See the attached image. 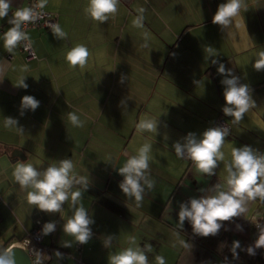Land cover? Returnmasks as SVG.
<instances>
[{
    "label": "crops",
    "instance_id": "0c3cea01",
    "mask_svg": "<svg viewBox=\"0 0 264 264\" xmlns=\"http://www.w3.org/2000/svg\"><path fill=\"white\" fill-rule=\"evenodd\" d=\"M8 2L0 37L13 27L16 11L28 6V0ZM38 2L66 35L56 34L54 27L27 29L34 54L29 60L18 43L12 49L0 44V246L14 238L5 250L21 247L38 223L52 264H108L109 256L128 247L143 249L145 243L152 245L151 252L145 250L149 264H156V256H163L166 264L219 263L213 251L182 232L187 220L180 227L178 213L180 203L228 190L226 165L232 162L233 147L248 145L264 155V70L253 67L264 52V7L260 15L257 0H242L239 15L221 31L212 18L225 0H118L117 11L103 23L88 15L89 0ZM185 3L210 8H203L210 13L196 27L204 28L199 33L203 39L188 29L193 19L181 14L177 19ZM78 45L89 56L85 64L71 65L66 55ZM208 46L217 50L212 57L205 51ZM244 51L252 53L247 65L241 59ZM214 59L239 77L237 86L249 85L255 105L238 122L222 114L225 77L217 73ZM22 78L26 89L17 87ZM24 96L40 101L35 112L21 115ZM73 112L82 126L69 121ZM6 117L18 120V128L7 127ZM217 117L227 123L229 135L221 148L224 159L217 160L209 176L177 157L171 145L183 143L189 132L199 139ZM148 119L158 121L157 131L140 127ZM146 144L151 146L148 172L155 185L145 188L144 199L137 202L120 190L118 169ZM65 158L72 159L73 174L81 181L71 191L79 190L81 198L74 206L69 198L60 212H42L28 202L31 189L21 186L13 172L20 162L43 172ZM81 205L95 221L89 225L93 236L84 245L64 231ZM243 206V213L222 222L231 237L215 246L220 244L219 251L231 258L235 255L234 261L248 260L250 244L260 238V231L252 228L253 217H264V199H246ZM47 223L55 229L45 234ZM109 235L111 246L105 247ZM234 241L240 243L235 254Z\"/></svg>",
    "mask_w": 264,
    "mask_h": 264
},
{
    "label": "clouds",
    "instance_id": "9594fccd",
    "mask_svg": "<svg viewBox=\"0 0 264 264\" xmlns=\"http://www.w3.org/2000/svg\"><path fill=\"white\" fill-rule=\"evenodd\" d=\"M117 3L118 0H89L86 11L93 20L103 23L108 20L110 14L117 11ZM9 7L8 0H0V18L8 15ZM241 7L242 0H225L224 3L218 5L212 23L220 26L221 31L224 30L232 23L231 18L239 15ZM15 16L16 20L11 21L13 27L3 35L4 44L8 49H12L18 42L27 39L26 33L21 30L20 22L33 19V11L32 9H20L16 11ZM141 21L142 17L138 18L136 22L139 24ZM54 31L61 36L66 35L58 25L54 26ZM205 51L209 57L215 55V49L211 46H208ZM88 56V49L84 45H78L67 53L66 60L71 65H83ZM259 56L260 59L253 64L256 71L264 70V52H261ZM212 64H219L216 71L225 77L221 80V84L224 86L225 101L222 114L232 117L234 122H238L255 105L249 92V85L240 84L237 86L239 77L233 75L231 69H226L224 63L215 59L212 60ZM25 80L26 78H22L17 87L26 89L28 86ZM39 106L40 101L35 97L24 96L20 105L21 115L24 114V110L35 112ZM68 119L74 126H82L76 113H69ZM4 120L7 127L18 128V120L12 117H6ZM140 127L157 131L158 121L148 119L143 121ZM228 135L229 130L226 127L208 128L199 139L195 133L189 132L183 138V143L177 141L171 147L174 148L177 157L190 158L199 172L212 176L214 175L213 170L217 167V160L224 159L221 148ZM150 151V145H143L137 155L130 157L124 166L118 169V174L123 177L119 184L120 190L126 196L134 197L137 202L144 199L145 188L152 189L155 185V181L150 178L148 172ZM231 156V164L226 165L228 190H217L213 195L192 198L187 203H180L178 213L180 227H183L187 220L194 232L200 236H214L221 229L222 222L230 221L245 211L243 205L246 199H256L257 197L264 199V155H257L250 146L244 145L233 147ZM73 168L74 164L71 158L62 159L57 164L47 167L43 172L38 171L30 162H20L17 164L13 176L21 186L31 189L27 193V200L30 204L35 205L42 212L57 213L61 211L62 205L69 198H71L73 206L81 198L82 193L79 190L71 191L74 183L81 182L75 178ZM94 222L88 216L86 208L81 205L75 208L74 215L65 223L64 231L79 244L84 245L93 236L89 225ZM54 229L53 223H47L44 232L48 234ZM112 239L113 237L109 235L104 241V246L110 247ZM256 246L264 247V232ZM239 247V241H234L232 249L234 254ZM145 250L151 252L152 245L145 243L143 249L139 246L128 247L109 256L108 264H149ZM248 252L253 254L251 248L248 249ZM55 255L61 256V253L56 252ZM14 257V251L7 249L0 253V264H16ZM155 260L156 264H166L163 256H156Z\"/></svg>",
    "mask_w": 264,
    "mask_h": 264
},
{
    "label": "built area",
    "instance_id": "2783aa9c",
    "mask_svg": "<svg viewBox=\"0 0 264 264\" xmlns=\"http://www.w3.org/2000/svg\"><path fill=\"white\" fill-rule=\"evenodd\" d=\"M26 9H32L33 19L29 21H21V30L25 33L29 28H43L49 29L55 26L54 18L46 13L40 6L38 0H28V6ZM18 46L25 53L27 60L33 58L34 54L31 50L28 40H22L18 42ZM10 58V56H9ZM214 127H226L223 119H218ZM228 129V128H227ZM188 162H192L190 158L185 157ZM264 226V217L255 216L252 220V228L255 231H260ZM21 247L27 252L30 258V264H52L51 263V249L43 246L42 234L40 226L37 223L31 233L27 235L20 243ZM254 264H264V247H259L258 254L254 261Z\"/></svg>",
    "mask_w": 264,
    "mask_h": 264
},
{
    "label": "rangeland",
    "instance_id": "374dc122",
    "mask_svg": "<svg viewBox=\"0 0 264 264\" xmlns=\"http://www.w3.org/2000/svg\"><path fill=\"white\" fill-rule=\"evenodd\" d=\"M257 6H258V10H259L260 15H262V9L264 7V0H257ZM189 8H190L189 3H185V5H183V7L180 9V12L177 14V19H179L178 16L180 14L182 16L187 17V18L193 19L195 24L193 23V25L191 27H189L188 29L191 30V33H193L194 37H196L198 39H203V36L201 34H199V33L204 32V28H196V27H197V24H199L202 20H204L205 18H208V15L210 13V11L209 12L203 11V8L204 9H210V8L209 7H202L201 5L200 6L198 5V6L191 7L190 11H189ZM256 11H257V8H256ZM257 14H258V12H257ZM263 14H264V10H263ZM209 29H215V26L211 25L209 27ZM236 33H237L238 39L240 41L241 40V35H242L241 31L240 30L236 31ZM203 42H204V44H203V47H204L205 44H207V42L205 40ZM0 44H4L3 37H0ZM215 51L217 52V50H215ZM251 57H252V53L249 52V51H244L241 54V59L245 61V65H247L249 63V60L251 59ZM97 71L98 70H96V72ZM195 79H196V75L194 76L192 81H195ZM84 80H86V79H84L83 77H80V81H84ZM224 124L228 128V125H227V123L225 121H224ZM189 163H191V162H189ZM254 239H256V237H253V235H252L251 236V240H254ZM211 240L215 241V237H213ZM218 248H222V246L219 244L217 249H216V251H213L215 253V257H217L219 259V263H217V264H226L225 262H223V258L222 257H224V256H226L228 258V260H231L232 264L233 263H235V264H246L247 258L241 257V260H238V262L237 261L235 262V261H233V258H236L235 255H234L233 258H231L226 253H223V252L221 253ZM228 249H230V247L227 248V250ZM230 251H231V249H230ZM239 261H241V262H239ZM209 264H213V263L209 262Z\"/></svg>",
    "mask_w": 264,
    "mask_h": 264
},
{
    "label": "trees",
    "instance_id": "16d2710c",
    "mask_svg": "<svg viewBox=\"0 0 264 264\" xmlns=\"http://www.w3.org/2000/svg\"><path fill=\"white\" fill-rule=\"evenodd\" d=\"M218 119H221V118L217 117L216 120L214 121V123ZM182 232L184 234L188 235L189 237H191V239L194 242L200 244L201 246L205 247L206 249H208L210 251H216V247L215 246H216L217 243H219L221 241H225V240L228 241V239L231 237V235H230V233H231L230 227L223 226V225H222L221 229L219 230V232L216 235H214V236H211V235L208 236V237L200 236L199 234L194 232V230L192 229L191 224H190L189 221H187V224H186L185 228L182 230ZM262 232H264V226L262 227V229L259 232L260 236H261ZM213 237H215V241L211 240ZM13 239L14 238L9 239L2 246H0V253L4 252V250L9 246L10 242ZM256 243L252 242L250 244V248L252 249L253 254H250V257L248 258L246 264H254V261L256 259V256L258 254V249H259V247L256 246ZM43 246H45V245H43ZM222 258H223V261L226 264H232L231 260H228V258L226 256H224ZM236 261L238 262V260H236ZM233 264H235V263H233Z\"/></svg>",
    "mask_w": 264,
    "mask_h": 264
},
{
    "label": "water",
    "instance_id": "95a60500",
    "mask_svg": "<svg viewBox=\"0 0 264 264\" xmlns=\"http://www.w3.org/2000/svg\"><path fill=\"white\" fill-rule=\"evenodd\" d=\"M10 249H12L15 253L14 258L16 264H30V258L23 248L19 246H12Z\"/></svg>",
    "mask_w": 264,
    "mask_h": 264
}]
</instances>
